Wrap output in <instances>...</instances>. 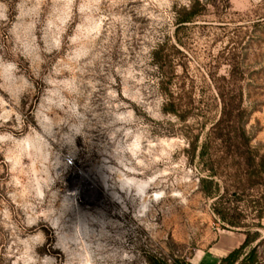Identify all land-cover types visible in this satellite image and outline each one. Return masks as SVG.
<instances>
[{"label":"rangeland","instance_id":"1","mask_svg":"<svg viewBox=\"0 0 264 264\" xmlns=\"http://www.w3.org/2000/svg\"><path fill=\"white\" fill-rule=\"evenodd\" d=\"M192 1L0 0V264H213L220 197L264 264V0Z\"/></svg>","mask_w":264,"mask_h":264},{"label":"trees","instance_id":"2","mask_svg":"<svg viewBox=\"0 0 264 264\" xmlns=\"http://www.w3.org/2000/svg\"><path fill=\"white\" fill-rule=\"evenodd\" d=\"M203 9L200 7L198 1H192L189 3V6L186 9H182L176 11L174 13V17H176V25L182 26L184 24L192 23L196 18L202 16ZM224 120H220L216 126H220ZM245 143L248 141L246 139ZM208 143H204L199 152V157L202 159L208 152ZM195 152V148L193 149ZM247 162L245 164L248 178L253 180L256 185H261L263 190L256 195V197L250 201L251 212L254 215V218L258 221L261 220L264 216V155H259L255 149H249ZM210 172L209 177H214L215 173L213 169H207ZM248 179V180H249ZM201 188L205 196L209 198H216L219 194V187L212 180H202ZM222 197L217 199L214 203L213 212L217 217L219 222L224 226V228H228L229 230H238L239 232L244 234L243 243L236 249L230 251L226 256L222 257L217 264H259V252L258 245L261 243L259 239H261V235L259 232L254 231L250 232L253 227L246 226L240 223L235 222L230 213L234 212L235 209L229 207L228 205L221 204ZM255 228L262 229L264 232V226L258 223ZM264 240V235L263 239ZM252 244L255 246L251 247ZM248 249V251H245ZM151 264H185L179 259H175L172 263H166L160 259H151Z\"/></svg>","mask_w":264,"mask_h":264},{"label":"crops","instance_id":"3","mask_svg":"<svg viewBox=\"0 0 264 264\" xmlns=\"http://www.w3.org/2000/svg\"><path fill=\"white\" fill-rule=\"evenodd\" d=\"M228 253H229V252H228ZM228 253H226V254H220L221 256H220V257H216L217 259L213 262V264H217V263L219 262V260H220L222 257L226 256Z\"/></svg>","mask_w":264,"mask_h":264}]
</instances>
